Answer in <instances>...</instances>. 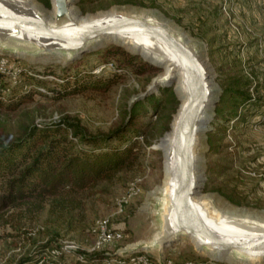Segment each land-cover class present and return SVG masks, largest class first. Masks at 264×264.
Segmentation results:
<instances>
[{
  "label": "rangeland",
  "instance_id": "374dc122",
  "mask_svg": "<svg viewBox=\"0 0 264 264\" xmlns=\"http://www.w3.org/2000/svg\"><path fill=\"white\" fill-rule=\"evenodd\" d=\"M35 3L51 14L50 0ZM74 8L80 16L110 9L153 12L189 38L211 65L218 89L214 117L200 148L205 177L201 194L218 209L264 218V0H76ZM113 48L139 58L155 70L135 77L120 67L119 55L104 56ZM19 70L45 80L46 86L39 88L38 93L33 91L13 111L0 108V141L4 142L21 138L26 128L60 121L78 123L90 136H107L128 122L127 113L134 99L162 72L112 42L103 43L71 63L57 57H0V72L9 89L20 82ZM113 74L120 77L104 92L86 90L60 97L64 80L72 86L76 78H107ZM165 89L172 91L175 101L162 98L161 107L151 109L140 119L143 127L137 136L138 163L114 181L101 182L80 193L77 198L81 207L72 217L50 215L48 203L32 216L24 214L23 209V215L15 213L9 225L0 226V264H17L26 258L32 259L29 264H74L79 253L104 255L107 259L102 264H128L129 257L122 258L116 252L151 235L146 200L163 178L162 154L156 148L179 105L173 87L160 90ZM160 90L156 95H161ZM224 91H233L234 95L228 96L229 105L223 108L222 118L216 110ZM9 93H2L5 103ZM136 180H140L139 194L120 208L121 198ZM100 220H108L109 228L120 233L122 239L93 251ZM45 245L48 249L39 255ZM150 256L156 263V256ZM166 261L208 260L197 256L192 246L184 242L170 249L164 257Z\"/></svg>",
  "mask_w": 264,
  "mask_h": 264
},
{
  "label": "water",
  "instance_id": "95a60500",
  "mask_svg": "<svg viewBox=\"0 0 264 264\" xmlns=\"http://www.w3.org/2000/svg\"><path fill=\"white\" fill-rule=\"evenodd\" d=\"M75 1L50 0L47 15L35 0H0V57H57L71 63L112 42L162 70L133 103L171 87L179 100L159 140L162 182L146 200L151 235L116 254L146 253L164 264L172 247L188 242L197 256L214 263L264 264V218L218 209L201 194L200 148L208 131L203 127L212 122L218 102L209 62L156 13L110 9L80 16Z\"/></svg>",
  "mask_w": 264,
  "mask_h": 264
},
{
  "label": "trees",
  "instance_id": "16d2710c",
  "mask_svg": "<svg viewBox=\"0 0 264 264\" xmlns=\"http://www.w3.org/2000/svg\"><path fill=\"white\" fill-rule=\"evenodd\" d=\"M90 1L81 0V3ZM116 55L120 56V67L130 70L135 77L155 70L139 58L128 56L116 48L104 54L106 57ZM24 72L19 70L17 75L21 80L11 89L3 82L4 74L0 72V108L13 111L26 102L33 91L38 93L39 88L46 86L45 80ZM119 77V74H113L107 78H76L72 86L69 80H64L60 97L86 90L104 92ZM9 91L5 103L2 93ZM160 91L159 96L154 94L135 102L127 113L128 122L107 136H90L78 123L60 121L44 127L26 128L22 137L14 141H0V226L9 225L17 215L15 213L23 215L21 209L24 214L32 216L44 209L45 203H48L50 215L72 217L71 214L81 207L77 198L80 193L101 182L110 183L121 173L131 170L138 163L140 145L137 136L143 127L140 119L151 109L155 111L161 107L162 98L174 100L171 90ZM224 94L220 108L216 110L222 118L225 117L223 108L229 105L228 96L234 92L224 91ZM46 249L48 245L43 246L38 254ZM79 255L74 264H102L107 259L95 253ZM31 261V258H26L17 264H29Z\"/></svg>",
  "mask_w": 264,
  "mask_h": 264
},
{
  "label": "built area",
  "instance_id": "2783aa9c",
  "mask_svg": "<svg viewBox=\"0 0 264 264\" xmlns=\"http://www.w3.org/2000/svg\"><path fill=\"white\" fill-rule=\"evenodd\" d=\"M224 11H226V8H224ZM2 67V66H1ZM139 184L140 180H136L133 182V184L130 185L128 188L126 194L121 198L120 200V208L122 205L127 204L132 198L136 197L139 192ZM108 220H100L96 224V241L95 246L93 247V251L101 250L104 246L117 242L122 239V235L118 232H115L111 230L108 226ZM66 249H75L73 246H65ZM128 264H156L151 259H149L146 255H135L131 256L127 260ZM164 264H220V263H214L211 261H184L180 263H175L172 261H166Z\"/></svg>",
  "mask_w": 264,
  "mask_h": 264
},
{
  "label": "bare ground",
  "instance_id": "6f19581e",
  "mask_svg": "<svg viewBox=\"0 0 264 264\" xmlns=\"http://www.w3.org/2000/svg\"><path fill=\"white\" fill-rule=\"evenodd\" d=\"M125 44H127V45H129L128 43H125ZM177 82H176V84L178 85V80H176ZM210 119H211V115H209L208 117H207V121L206 122H209L210 121ZM203 128H208V125L207 124H205V126L203 127ZM161 146L159 145V148H160ZM158 148V149H159ZM157 148H156V150H158Z\"/></svg>",
  "mask_w": 264,
  "mask_h": 264
}]
</instances>
